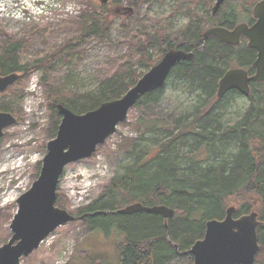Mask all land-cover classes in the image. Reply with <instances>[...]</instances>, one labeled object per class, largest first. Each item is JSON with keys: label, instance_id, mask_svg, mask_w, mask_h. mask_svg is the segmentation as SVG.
<instances>
[{"label": "trees", "instance_id": "obj_1", "mask_svg": "<svg viewBox=\"0 0 264 264\" xmlns=\"http://www.w3.org/2000/svg\"><path fill=\"white\" fill-rule=\"evenodd\" d=\"M154 1L138 0V5ZM176 1L175 9L178 11L190 10V22L172 30L166 16L147 17L142 36L130 40L129 43L135 45L136 38L140 37L128 54L137 58L139 68L143 70H128L126 74L107 77L94 92L81 93L66 84L50 82L48 75L56 70L59 63L66 62L76 54L92 34H107L109 22L102 27L97 20L82 16L88 21L72 23L71 31L60 45L50 47L41 56L25 60L21 52L26 37L11 35L5 41L0 40V75L22 72L14 84L0 93V111H8L19 117L22 113L19 102L25 93L15 87L33 72L42 70V82L48 86L46 95L53 118L49 135L54 138L61 121L58 104L62 103L77 113L93 110L102 102L125 94L146 69L158 63L169 49L175 47L193 51L194 57L179 62L169 77L173 75L187 80L201 89V102L195 108L196 116L190 122L173 126L174 130L170 131L168 137L148 152L142 149L136 161L111 178L95 200L73 213L81 216L103 212L84 218L90 221L88 229L109 231L113 228L112 234H117V230L122 232L119 233L120 264H192L190 247L204 236L207 220L223 219L230 201L241 202L235 216L249 213L255 207L258 209L260 249L254 264H264V81H252L249 95L233 89L222 98L218 96L220 79L229 69L242 67L251 74L255 72L253 62L257 50L248 45L246 38L240 44L233 45L214 36L206 40L202 36L208 25L226 21L229 27L237 22L244 1L229 0L220 18L211 15L214 0ZM200 2L208 6L205 17L192 9ZM255 2L250 5L251 8ZM104 11L107 16L113 9L110 5L104 7ZM118 11L116 9L114 13L127 15V12ZM165 86L146 94L134 107L158 101ZM230 95H245L249 98V104L236 122L223 127L220 118L215 120V112L224 107V99ZM151 122L153 125L149 126L150 129H170V124L164 120L154 119ZM2 139L0 137V145ZM193 139L196 141L194 149L186 151ZM139 147L141 144L131 143L134 152ZM204 154H208V159L204 158ZM135 202L148 206L165 204L175 210V215L166 224L158 214L118 212L120 208ZM57 205L66 206L60 194Z\"/></svg>", "mask_w": 264, "mask_h": 264}, {"label": "rangeland", "instance_id": "obj_2", "mask_svg": "<svg viewBox=\"0 0 264 264\" xmlns=\"http://www.w3.org/2000/svg\"><path fill=\"white\" fill-rule=\"evenodd\" d=\"M54 1L77 3L59 6L55 2L57 14L58 11L61 14L72 12L78 5L81 6L82 13L80 16L70 15L73 18L62 21L55 20L56 17H45L29 22L16 17L19 8L23 6L34 9L42 4L51 7ZM111 1L115 2L110 4ZM243 1L247 2L246 5H251L258 0ZM15 4L18 7L13 12L14 16L8 18L7 11ZM214 4L215 2L211 4V8ZM110 5L113 12L105 16L104 7ZM175 5L176 0H155L150 4L141 5H138V0H109L106 4L99 0H0V40L5 41L11 35L26 37L21 52V57L25 60L41 56L48 52L50 47L60 45L71 31L72 23L88 21L81 18L82 16L97 20L102 27L109 22L107 34H92L76 54L71 55L66 62L59 63L56 70L48 75L50 82L66 84L81 93L94 92L107 77L126 74L128 70H143L139 68L137 58L128 54L140 40L147 17L166 16L172 30L180 29L190 22V10L178 11ZM116 9L127 12V15H116ZM192 9L204 17L208 13V6L202 2ZM136 36L140 37L136 38L135 45L130 44V40ZM149 69H146L145 73ZM35 72L39 76V85L44 89V118L42 120L26 115L24 107L29 78H25L22 84L15 87L19 92L23 90L25 93L19 102L22 113L19 117L16 116L18 123L5 130L0 145V246L12 237L10 225L18 211L17 200L39 177L47 153V144L53 139L49 135L53 118L46 95L48 86L42 82L43 71ZM19 73L22 75V72ZM160 94L158 101L133 107L127 120L119 124L117 131L105 144L99 146L91 158L71 163L65 168L58 186L60 189L57 190V195L60 194L62 202L66 203L64 209L73 213L79 207L87 206L98 197L111 178L124 172L136 161L142 149L148 152L168 137L170 131L174 130L173 126L190 122L196 116L195 108L201 102L199 94L202 92L191 82L171 75ZM224 101V107L215 112V120L220 118L221 124L226 127L243 115L249 98L245 95H230ZM141 118L143 120H140ZM154 119L166 121L170 124V129H150ZM131 143L141 144V147L134 152ZM195 144V139L191 140L185 150H193ZM206 156L208 154H204V158L208 159ZM240 203L230 201L229 206H235L237 209ZM252 210L258 211L257 208ZM89 224V220L81 219L59 226L38 249L28 257L22 258L20 264H120L119 233L122 232L117 230V234H112L113 228L109 231L102 228L91 231L88 229Z\"/></svg>", "mask_w": 264, "mask_h": 264}, {"label": "water", "instance_id": "obj_3", "mask_svg": "<svg viewBox=\"0 0 264 264\" xmlns=\"http://www.w3.org/2000/svg\"><path fill=\"white\" fill-rule=\"evenodd\" d=\"M107 3L108 0H100ZM226 0H216L213 12H216ZM257 22L249 27L240 24L233 30L225 27H212L204 33V40L215 36L221 41L238 45L241 36L246 34L249 46L257 50L254 62L256 72L250 75L242 67L229 69L220 79L218 96L222 98L228 91L238 89L249 95L252 81H264V0L254 9ZM193 51L171 48L162 59L152 66L121 97L102 102L97 108L77 113L66 105H57L61 121L57 135L47 144L39 177L31 188L18 200V211L10 225L12 237L0 246V264H20L39 248L41 242L59 226L103 212H90L76 216L57 206V190L65 168L74 162L93 156L116 131L119 124L127 120L129 111L146 94L164 87L172 69L182 60H191ZM20 78V73L11 72L0 75V93ZM18 123L11 112L0 111V137L5 130ZM256 208V207H255ZM235 206L227 208L223 219H209L205 234L192 245L190 253L193 264H254L260 249L258 226L259 212L235 216ZM119 213L132 214L149 212L161 215L167 224L173 218L175 210L165 204L152 206L135 202L122 207Z\"/></svg>", "mask_w": 264, "mask_h": 264}, {"label": "built area", "instance_id": "obj_4", "mask_svg": "<svg viewBox=\"0 0 264 264\" xmlns=\"http://www.w3.org/2000/svg\"><path fill=\"white\" fill-rule=\"evenodd\" d=\"M59 4V6L61 5H67V4H77L74 2H62V1H54V5L51 7H45L44 5H39L36 8H30V7H21L19 8L18 11V15L16 16L17 18H22L23 20H27L29 22H33L34 20H39V19H43V18H48V19H53L54 17L55 20H66L69 17H72L70 15H79L81 13V6L78 5L77 8L75 10L68 11L65 14H61L58 11V14L56 13L57 9H55L54 7L57 6L55 5L56 3ZM52 3V4H53ZM51 4V5H52ZM16 7H18L17 4H15L13 7H10V10L7 11V16L8 18H13L11 16H14L13 12L16 9ZM73 18V17H72ZM28 95L26 96L27 101L25 104V111H26V115L28 117H38L40 119L43 120L44 115H45V106L43 105V101H44V94L42 91L41 86L39 85V76L38 74H33L29 83V87H28Z\"/></svg>", "mask_w": 264, "mask_h": 264}, {"label": "flooded vegetation", "instance_id": "obj_5", "mask_svg": "<svg viewBox=\"0 0 264 264\" xmlns=\"http://www.w3.org/2000/svg\"><path fill=\"white\" fill-rule=\"evenodd\" d=\"M260 1H261V0L256 1L255 4L252 6V8L250 7V5H246L247 2H244L245 5H243L242 7H240L241 9H240V15H239V17H238V21L235 22L234 24H232V25L229 26V27L226 25V21H224V22H222V23L217 22V23L214 24V25H208V26H206L205 29H204V31H203V33H202L203 38H204V33L206 32V30H208L209 28H212V27H225V28H227V29H229V30H233V29H235V27L238 26V25H240V24H247L249 27H252V26L257 22V18L255 17V14H254V9H255L256 4H257L258 2H260ZM214 2L216 3V0H214ZM228 3H229V0H226V1L222 4V6H221L216 12H213V7L215 6V4H214V6L212 7V13H211L212 17L220 18V17H221V13L223 12V9L227 6ZM214 37H215V36H214ZM245 38L247 39V43H248V42H249V38L247 37L246 34H243V35L241 36L240 43H241L242 41H244ZM219 40H220V39H219ZM220 41H221V40H220ZM240 43H239V44H240ZM248 45H249V44H248ZM256 57H257V56H256ZM255 60H256V59H255ZM254 62H255V61H254ZM254 62H253V64H254ZM253 66H254V65H253ZM248 72H249V71H248ZM255 72H256V68H255ZM255 72L252 73V74L249 72V74H250V75H253V74H255Z\"/></svg>", "mask_w": 264, "mask_h": 264}]
</instances>
